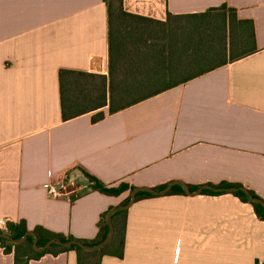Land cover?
Wrapping results in <instances>:
<instances>
[{"label":"crops","instance_id":"0c3cea01","mask_svg":"<svg viewBox=\"0 0 264 264\" xmlns=\"http://www.w3.org/2000/svg\"><path fill=\"white\" fill-rule=\"evenodd\" d=\"M223 5L235 12L226 45L217 27L211 36L202 20L183 18ZM123 8L143 19L110 23L106 0H0L4 231L24 221L28 231L95 239L102 216L130 193L103 194L91 177L107 187L239 184L264 201V0H123ZM63 70L142 89L126 109L65 120ZM65 177L83 194L49 197L44 185ZM14 261L0 246V264ZM100 264H264V219L232 193L145 198L128 209L123 256Z\"/></svg>","mask_w":264,"mask_h":264},{"label":"trees","instance_id":"16d2710c","mask_svg":"<svg viewBox=\"0 0 264 264\" xmlns=\"http://www.w3.org/2000/svg\"><path fill=\"white\" fill-rule=\"evenodd\" d=\"M109 9V19L110 23L114 20L115 15L120 16L122 19L127 18H136L143 19L140 17L133 16L124 11L123 8V0H106ZM215 17L220 19V23H214ZM229 17L230 22L235 19V12L232 9H228L226 5L221 6L220 8H213L208 10L203 14L197 15H187L183 16L184 19H200L202 20V24H205L207 29L210 32L211 36H216L221 34L224 38V44L226 45V20ZM200 25V22H199ZM212 27H217L219 33L213 34L211 33ZM213 28V30H214ZM232 34V33H231ZM226 48V47H225ZM90 78L91 83L87 85L84 82L83 78ZM60 85H61V94H62V106L65 120H69L76 115L84 114L92 110L100 109L108 106L110 113H116L123 109H126L132 105L134 102L126 101V99L131 98L135 93L140 91L142 88L136 87H119L115 86L112 82L109 87L107 86V80L105 76L93 75V74H85L82 72L63 70L60 71ZM75 92H78L79 97L73 98ZM105 115L103 112L98 113L93 117L94 122L101 121L104 119ZM90 181L93 182L92 189L98 190L103 194L110 196H120L125 192H131L135 189V187H130L128 184H120L118 187H107L105 184L99 182L94 178H90ZM165 187V186H164ZM162 187V188H164ZM178 189L174 187L171 192L166 194V196L174 195V194H182L186 195L182 186L178 185ZM216 187L220 188H231V187H242L239 184H230V183H222ZM158 188V189H162ZM192 191H196L198 188L190 187ZM222 193H230V192H215L211 190H204L203 194L207 195H218ZM250 193L259 198L256 194L250 191ZM130 194L123 202V204H127L130 200ZM235 196L239 197L242 201L248 202L253 205L255 208L256 214L259 218L264 219V208L259 204H254L249 201L248 197L241 191L233 192ZM157 197L150 193H140L137 197V201L143 200L145 198H154ZM260 199V198H259ZM262 200V199H261ZM127 212L121 211L113 216V224L115 229L114 238L111 243L104 247L103 249L96 252H88L83 250L82 248L74 245L69 248L61 247V246H53L47 252H38L35 250L33 242L34 237L30 236L24 243L22 244H14L13 242L0 239V246L4 248L6 253L14 252V264H29L31 260H37L47 254L57 255L59 253L68 252V251H76L78 257V264H100L101 259L104 256H114L121 258L124 254V246H125V237H126V219ZM107 215L105 213L101 221L99 223V233L97 237L93 240H80L75 239L74 237H65L59 234H55L49 232L43 228H36L34 232H36L39 242L38 245L43 247L49 240L52 239H61L62 241H71L78 240L83 242L86 245L93 246L96 245L108 236L109 233V225L107 223ZM28 229L26 223H13L9 222L7 224V229L0 230L1 232L7 233L11 235L15 239L22 238Z\"/></svg>","mask_w":264,"mask_h":264},{"label":"water","instance_id":"95a60500","mask_svg":"<svg viewBox=\"0 0 264 264\" xmlns=\"http://www.w3.org/2000/svg\"><path fill=\"white\" fill-rule=\"evenodd\" d=\"M175 185H181L185 194L188 196L200 195L203 193L204 190H211V191H215V192H230V193L241 191L248 197L250 202H252L254 204H259L264 208V201L259 199V198L254 197L250 193V191H248L247 189H245L243 187L220 188V187H216V186H212V185H204V186L198 188L196 191H192L191 188L188 185L184 184L183 182H172L162 189L145 188V187L135 188L131 192L130 200L127 204H122L120 206H117V207L113 208L108 213V215H107V223L109 225L108 236L105 238V240H103L102 242H100L96 245H93V246L86 245L83 242H80L78 240H71V241L64 242L61 239H52V240H49L43 247H40L38 245L39 238H38L36 232H34V231H27V233L20 239H15L11 235L4 233V232H1L0 233V239L9 240V241L13 242L14 244H22L30 236H33L34 237L33 245H34L35 250L38 252H47L53 246H61V247L69 248V247H72L74 245H76V246H78V247H80L83 250L88 251V252H96V251H99V250L103 249L104 247L108 246L111 243V241L113 240L114 234H115V229H114V224H113V216L115 214H117L121 211L128 210L133 204L136 203L137 197L140 193H150V194H153L155 196H164V195L168 194L169 192H171Z\"/></svg>","mask_w":264,"mask_h":264},{"label":"built area","instance_id":"2783aa9c","mask_svg":"<svg viewBox=\"0 0 264 264\" xmlns=\"http://www.w3.org/2000/svg\"><path fill=\"white\" fill-rule=\"evenodd\" d=\"M93 184L94 183L90 181L91 188ZM44 188L51 198L73 201L83 194L85 186L75 179L65 177L58 181L48 182L44 185ZM5 228V224L0 223V230H4Z\"/></svg>","mask_w":264,"mask_h":264}]
</instances>
